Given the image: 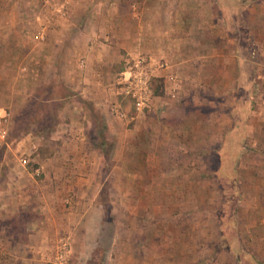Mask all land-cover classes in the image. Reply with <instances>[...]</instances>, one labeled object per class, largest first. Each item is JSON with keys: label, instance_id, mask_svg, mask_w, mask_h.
<instances>
[{"label": "rangeland", "instance_id": "374dc122", "mask_svg": "<svg viewBox=\"0 0 264 264\" xmlns=\"http://www.w3.org/2000/svg\"><path fill=\"white\" fill-rule=\"evenodd\" d=\"M143 3L0 0L1 264L28 241L53 264L61 239L70 264H264V122H204L192 96L187 122H162L157 97L132 120L116 84L132 55L96 99L75 90V61L60 60L78 25L130 41Z\"/></svg>", "mask_w": 264, "mask_h": 264}, {"label": "crops", "instance_id": "0c3cea01", "mask_svg": "<svg viewBox=\"0 0 264 264\" xmlns=\"http://www.w3.org/2000/svg\"><path fill=\"white\" fill-rule=\"evenodd\" d=\"M222 2L221 8L215 0H144L131 12L124 31L130 41L119 42L121 31L115 28L108 35L98 26L85 30L78 25L60 60L75 61L69 71L75 90L96 99L108 91L104 76L114 73L124 55L146 53L161 61L154 75L163 83L162 96L157 98L167 103L162 122H187L190 111L184 98L188 96L206 102L209 115L204 122L259 124L264 122V0L246 6L243 2L248 0ZM249 47L256 53H250ZM191 112L197 119L199 112ZM0 231L4 239L5 229ZM30 244L9 256L17 261L13 264H42L44 256ZM5 253L8 249L0 245V256Z\"/></svg>", "mask_w": 264, "mask_h": 264}, {"label": "built area", "instance_id": "2783aa9c", "mask_svg": "<svg viewBox=\"0 0 264 264\" xmlns=\"http://www.w3.org/2000/svg\"><path fill=\"white\" fill-rule=\"evenodd\" d=\"M160 65V64H159ZM158 64L150 56L139 55L126 60L124 69L117 77V93L122 96L133 110L131 119L144 116L150 112L153 99L157 97L151 88V78ZM119 117H127L126 112L119 107ZM7 121L6 114H0V131ZM53 264H70V248L65 239L58 242Z\"/></svg>", "mask_w": 264, "mask_h": 264}, {"label": "trees", "instance_id": "16d2710c", "mask_svg": "<svg viewBox=\"0 0 264 264\" xmlns=\"http://www.w3.org/2000/svg\"><path fill=\"white\" fill-rule=\"evenodd\" d=\"M150 83H151V88L153 90V93L156 96H162V93H163V83H162V79L154 76V77L151 78Z\"/></svg>", "mask_w": 264, "mask_h": 264}]
</instances>
